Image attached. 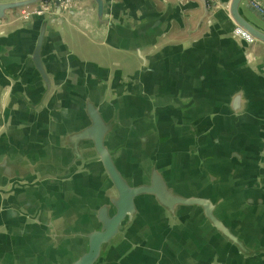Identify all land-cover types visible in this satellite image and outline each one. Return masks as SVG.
Returning a JSON list of instances; mask_svg holds the SVG:
<instances>
[{"label": "water", "instance_id": "1", "mask_svg": "<svg viewBox=\"0 0 264 264\" xmlns=\"http://www.w3.org/2000/svg\"><path fill=\"white\" fill-rule=\"evenodd\" d=\"M71 1L0 0V21L27 6L35 7L32 17L42 18L32 53L40 85L44 84L38 106H44L53 85L61 91L71 85L79 94L63 95L51 106L69 104L79 111L70 124L73 129L41 151L0 154V189H7L1 201L6 210L0 214L4 226L0 264H162L163 257L168 261L167 252L158 250V242L170 238L183 244L188 239L191 246L201 217L239 244L221 219L220 206L236 201L230 190L238 185L233 183L240 184L241 192L259 188L258 181H249L248 176L257 173L262 148L236 140L228 117L215 112L222 103L228 111L239 112L244 96L228 100L206 95L184 102L165 95L166 76L164 81L157 74L153 85L148 79L152 69L142 53L155 45L159 34L152 23L127 28L115 23L108 16L111 0H91L96 22L108 28L112 47L139 57L140 73L132 57L121 62L109 58L108 65L82 60L74 79L60 78L63 83L56 79L54 84L41 60L44 34L52 19L63 18L62 13L70 10ZM166 1L171 0H160ZM198 2L192 9L201 6L200 21L224 20L229 25L226 33L244 51L250 43L264 44V0ZM237 27L254 40L237 35ZM248 55L255 58L250 51ZM1 89L0 113L5 116L11 101L4 106ZM170 223H177L172 233Z\"/></svg>", "mask_w": 264, "mask_h": 264}, {"label": "crops", "instance_id": "2", "mask_svg": "<svg viewBox=\"0 0 264 264\" xmlns=\"http://www.w3.org/2000/svg\"><path fill=\"white\" fill-rule=\"evenodd\" d=\"M195 3L199 4L198 0H111L107 5L112 14L108 16L123 28L152 23L153 31L159 34L158 41L145 47L142 53L152 69L148 79L153 85L157 74L161 78L166 76L165 95H174V99L184 102L203 100L206 95L228 100L233 95L244 96L239 112L228 111V106L222 103L215 114L228 117L230 129L236 131V140L262 148L257 158L260 160L259 168H255L257 173L248 176L249 181L256 179L260 186H250L241 192L240 184L233 183L238 185L230 190L236 201L231 199L232 203L220 206L221 219L244 249L214 231L201 217L196 222L197 234H193L191 246L188 239L183 244L170 238L158 242V250L167 252L168 258L167 262L164 257L159 261L162 264H264V44L250 43L248 51L255 58L249 57L239 41L226 33L229 25L224 20L211 24H206L205 19L200 21L203 11L199 5L192 9ZM71 4L70 10L62 13L63 18L59 16L48 23L44 34L41 60L53 83L56 79L62 83L74 79L82 60L108 65L110 59L121 62L120 59L132 57L140 73L142 63L134 52L117 49L107 42L109 30L97 24L92 1L72 0ZM34 11V6H27L10 14L8 21H0V89L5 96L4 106L11 101L7 114L0 113V154L22 149L41 151L49 141L73 129L70 124L79 112L69 104L51 107L53 100L64 99L63 95H79L71 85L63 91L53 85L43 100L44 106H38L44 84L40 85L32 53L42 18L32 17ZM140 80L141 75L137 81ZM250 132L256 135L254 139L248 137ZM6 190L0 189V214L6 210L1 204L7 196ZM245 196L257 200L251 202ZM175 224L168 225L170 233ZM3 232L4 226L0 225V234Z\"/></svg>", "mask_w": 264, "mask_h": 264}, {"label": "built area", "instance_id": "3", "mask_svg": "<svg viewBox=\"0 0 264 264\" xmlns=\"http://www.w3.org/2000/svg\"><path fill=\"white\" fill-rule=\"evenodd\" d=\"M61 2H67V1H69V0H60ZM235 33L237 34V35H239L240 37H242V38H244V39H246L247 41H253L254 40V38L251 36V35H249L247 32H245L243 29H241V28H239V27H237L236 29H235Z\"/></svg>", "mask_w": 264, "mask_h": 264}]
</instances>
